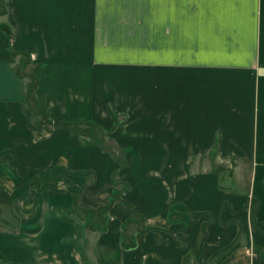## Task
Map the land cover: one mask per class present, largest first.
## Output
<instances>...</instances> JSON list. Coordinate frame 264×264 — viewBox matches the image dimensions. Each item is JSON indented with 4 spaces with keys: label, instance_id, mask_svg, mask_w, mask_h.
<instances>
[{
    "label": "crops",
    "instance_id": "obj_1",
    "mask_svg": "<svg viewBox=\"0 0 264 264\" xmlns=\"http://www.w3.org/2000/svg\"><path fill=\"white\" fill-rule=\"evenodd\" d=\"M3 2L0 264H264V0Z\"/></svg>",
    "mask_w": 264,
    "mask_h": 264
},
{
    "label": "rangeland",
    "instance_id": "obj_2",
    "mask_svg": "<svg viewBox=\"0 0 264 264\" xmlns=\"http://www.w3.org/2000/svg\"><path fill=\"white\" fill-rule=\"evenodd\" d=\"M182 5H183V0H182ZM3 10H5V4H4L3 0H0V12H2ZM181 36L183 37V33H182ZM25 61H26V57H24V56L20 57V64L18 66V69L19 70L23 69V67H24L23 65H24V62ZM32 74L35 75V76H37L38 75V70H35ZM33 86H34V83L29 84V93L32 92ZM35 111H36L35 112L36 118H38L43 123H48V121L45 119V117L44 116L43 117L41 116V112L40 111H37V110H35ZM84 215H90V214L89 213H84ZM189 215H190V219H192L193 216H194L193 214H189ZM0 219H5L8 222H10L11 224L16 223V216L10 210V208L9 207H6V206L5 207L0 206Z\"/></svg>",
    "mask_w": 264,
    "mask_h": 264
},
{
    "label": "trees",
    "instance_id": "obj_3",
    "mask_svg": "<svg viewBox=\"0 0 264 264\" xmlns=\"http://www.w3.org/2000/svg\"><path fill=\"white\" fill-rule=\"evenodd\" d=\"M2 29L5 30L7 33L9 32V28L5 25H2ZM63 125L69 126L70 124L66 123H62ZM0 223L3 224L4 226H6L7 228H9L10 230H28L26 228L20 227L17 224H11L8 223L7 221L0 219ZM34 230V229H33ZM236 244H232L231 246L227 247L224 251L222 256H220V258H218L217 260L222 259L224 256H226L227 254H229L232 250H234L236 248ZM104 264H112V263H105Z\"/></svg>",
    "mask_w": 264,
    "mask_h": 264
}]
</instances>
